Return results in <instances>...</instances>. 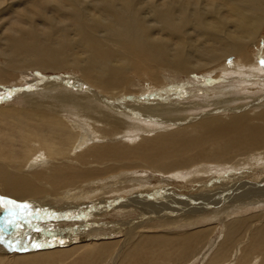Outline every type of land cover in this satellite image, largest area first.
<instances>
[{"label":"bare ground","instance_id":"1","mask_svg":"<svg viewBox=\"0 0 264 264\" xmlns=\"http://www.w3.org/2000/svg\"><path fill=\"white\" fill-rule=\"evenodd\" d=\"M42 2V0H34V2L0 0V19L6 14H14L12 11L15 9L17 13L20 11L22 16L18 17L20 24L13 22L14 25H11L9 19L13 17L0 24V64L2 65L0 82L5 83L7 87L9 81L26 80L27 72L31 70L37 72L75 70L78 71L77 74L81 79H78V76L73 78L78 79L77 82L72 81V87L78 86L75 90L65 88L63 84L66 78L57 75L49 82H43L45 88L40 86L37 91H29L26 95L23 91L12 94L6 99L22 98L27 103H24L27 109L19 106L17 113L15 110H5L12 104H7L6 108L0 106L1 112L14 114V120H10L9 124L15 123L17 129L26 130L27 134L25 139L22 138V144L13 143L11 146L12 151L18 152L17 146H24L22 158H19L17 151L16 153L11 150L9 151L12 155L11 153L9 156L0 155L1 196L19 199L29 207L38 205L47 212L42 215L49 216V210L46 209L52 207L54 208L52 211L55 210L54 212L59 216L62 209V212L66 211L65 218L69 217L71 220L75 218L70 216H76L79 212H85L95 206L103 208L100 209V213L104 214L112 206L116 209L113 210L128 214L130 212L127 211L138 208L143 212L141 216L117 222L119 230L128 226L133 228L124 233L123 238L126 241L130 240L131 235L144 220L150 219L149 216L167 217L169 212L173 215L179 214L185 208L186 213L190 211H187L188 204H194L190 211L193 214L169 215V218L162 220V225L194 224L200 218L199 215L207 210L228 213L233 206L252 204L251 201L254 200L252 196L251 199H247L248 203H239L236 200L237 204L231 197L236 194L243 197L256 195L264 184L262 179L264 177V92L258 96V101L251 102L250 106H253L254 110L236 114L232 110L238 109L239 106L243 107L238 104V100L245 99L246 96L242 94L239 97L231 85L226 91L219 89V93L212 92L211 89L210 91L215 94L213 96L210 93L207 100L215 107L211 111L200 113L203 118L195 119L199 115H189L190 111L202 108L204 105L208 106V103L203 102L207 100L177 99L184 96H176L177 93L173 92V88L174 85L178 88L184 87L188 92H194L192 88L189 89L192 85L194 89L196 86L209 89L212 85L207 82L208 76L207 81L202 82L199 79L198 84L188 80L194 79V74L199 72H205L210 76L209 73L216 70L235 72L241 68L242 74L260 75L257 78L261 80L260 82H264V65L260 61L257 65L254 55L249 51L263 36L264 0H48L46 3L49 4L50 10ZM22 8L27 11L22 10L21 14ZM1 58L5 59L4 62ZM229 58H232L231 63L230 60L228 61ZM232 64L233 66H228ZM15 71L23 76L16 75ZM185 76L187 78L183 79L185 81L177 82L178 78ZM150 83L156 87L152 88ZM223 85L220 87L228 84ZM146 86L153 89L151 94H142L146 91ZM261 88L264 89V84ZM174 90L176 91V88ZM199 91L192 95H200ZM173 96L175 97L172 99ZM143 104L149 110V114L142 107ZM219 112L222 113L221 116L209 117ZM208 113L212 114L207 115ZM36 117L40 120L36 122L37 124L34 121ZM140 123L149 124L150 127L161 125L181 128L141 138L140 141L119 140V137L128 134L129 130ZM31 128L35 132L31 131ZM29 132L34 135L33 138H28ZM46 135L54 142L53 144H50L49 140L46 141ZM92 136L97 137V142ZM60 137L63 139L59 140ZM10 138H13V135ZM30 141L37 143H33L32 146ZM76 146L79 149H76ZM38 149H41V153H38L37 158L33 154L36 150L40 151ZM210 162L225 166L227 164L232 170L222 175L223 167L217 169L204 165ZM258 162L261 164L258 165ZM197 164L200 166L197 170L188 169ZM139 166H143L142 169L155 170L153 172H167L171 177L178 172L177 178L189 179V182L200 181L192 187H205L208 190L203 192L197 190L194 194L186 195L175 191L171 185H163L162 183L167 180L158 175L129 179L125 172L135 171ZM118 170H123V176L115 175ZM184 170L189 173L184 174ZM215 172L220 174L216 175ZM104 176L112 183H115L114 178L117 179L120 185L126 181L131 183L136 181L140 186H145L144 182L150 186L140 189L142 192L130 191L132 189H126V186L121 188L115 186L110 192L124 195H117L109 201L108 195H105L107 191L102 192L101 189L107 186L105 185L104 188L101 181L102 187L99 192L102 193L101 195L96 191L92 194L94 189L80 195L82 190H89L92 178ZM245 176L262 177L259 180L260 186L252 190L245 188L252 182L241 180ZM151 180L161 182L153 185ZM98 191L100 190L97 189ZM129 192L132 193L128 195ZM76 194H79V199L74 196ZM157 197L163 200L158 205L149 201ZM86 200L91 201L88 206L86 205L87 209L82 206ZM50 201L62 204L56 207L57 205H52ZM80 203L82 205H78ZM29 215L28 211L24 216L29 218ZM1 217L2 220H9L5 216L1 215ZM62 218L65 219L63 216ZM38 219H43L42 222L47 220L44 217ZM78 223L86 225L96 222L88 218ZM58 224H67V222ZM247 224L248 217L228 223L227 228L232 229L226 237L228 241L236 234L233 230L237 231V228ZM71 226L78 229L74 224ZM202 228L196 232L187 230V233L182 236L179 234L180 236L176 238V235L168 237L167 246L163 247H159L157 243L150 246L155 239L152 235L150 238L144 235L139 237L140 241L130 243L126 251L153 249L158 251L159 257L164 260L170 259V252H175L182 258L183 249L190 247V243L198 241L205 235L207 230ZM65 230L64 228L58 231L62 234ZM23 231L27 233L25 227ZM36 232L40 235L44 234L41 228ZM6 238L3 236L0 239L1 252L11 251L29 242L18 238L23 243L15 241L12 244L9 240H5ZM112 247L114 248L112 243L101 240L88 242L68 248L65 252L44 255V262L93 264L91 259H103L102 255L113 251ZM121 250L118 254H121ZM27 253L2 254L0 264H18L23 260L22 264H38V261L35 262V258L30 255L42 254V251ZM135 253H127L128 260L135 259ZM19 256L22 258L17 259ZM148 257L152 259V256ZM143 258L147 260V256Z\"/></svg>","mask_w":264,"mask_h":264},{"label":"rangeland","instance_id":"2","mask_svg":"<svg viewBox=\"0 0 264 264\" xmlns=\"http://www.w3.org/2000/svg\"><path fill=\"white\" fill-rule=\"evenodd\" d=\"M32 1L34 2V0H32ZM42 1H43L42 4L46 5L47 9L50 10L49 4L46 3L48 0L47 1L42 0ZM30 4H34V3H30ZM38 4H40V3H38ZM30 7H27V9H29ZM34 9L36 10V8H34ZM15 10L12 11L14 13L12 15H14V16L10 15V13L6 14L5 16H3L4 18L0 19V24L2 25L4 23V21L6 22V20H8V18H12V17H13V19H9L10 24L14 25L13 22H15V23L17 22L18 23L19 20H20L19 18L22 17V16H20V13H19L20 11L17 13ZM22 10L25 11L26 9L22 8L21 9V14H22ZM48 12L50 14L52 13L51 11H48ZM51 15H54V14L52 13ZM14 17H15V19H14ZM19 24H20V22H19ZM262 31H264V28H263ZM262 33H263V36H261L260 39L257 42L254 43L253 47L249 49V51L254 55V59H255L257 65H258L259 61L261 62V60L264 59V54H263L264 53V47H263L264 46V32H262ZM1 59L4 62L5 59H3V58H1ZM229 60H230V63H231L232 62V58H229L228 61ZM235 60H237V58H235ZM1 66L2 65L0 64V67ZM228 66L229 67L233 66V64L232 65H228ZM232 69H234V67ZM241 69H239V70H237L235 72L232 71L234 76L232 75V72L229 71V70L226 71V72L225 71L221 72L220 70H216L213 73H209L210 76L205 74V72H202V73L199 72V73L194 74L195 75V76L193 75L194 79L192 78V79H189L188 81H190L191 83H192V81H195L194 83L198 84V83H200L199 79H201L200 81H202V82L203 81H207L206 77L208 76L209 79H208L207 82L210 85H212V87H213V88L211 87L209 89L202 87L203 89H201V87L198 86L199 89H200V91H199L198 87L196 85L195 86L197 88L195 87V89L193 88L194 87L193 85L190 86L189 89L192 88L194 90V92L197 93L199 91L200 95L197 94L198 96L197 95L193 96L192 95V94H194L193 91L192 92H188L187 90H185L186 88H184V87H181L182 88V90H181V88H178V86H175V85H174V88H173V92L177 93L176 96H184V97H180V98H177V99L184 100L183 98H185V99L188 98V101H194V100L195 101L196 100L197 101H199V100L203 101L204 99L205 100L208 99V96H210V93L214 96L215 93L213 94L212 92L219 93L222 89H225V91H226V89H228V86L231 85L232 88L235 90V92L237 93V95L239 97H241L242 94H244V96H246L245 99L243 98V99L238 100V104L242 105L243 107L239 106L238 109L237 108L235 110L233 109L232 112H234L236 114L242 113L243 111L244 112L245 111L249 112L250 110H254L255 109L253 106H250L251 102L253 103L256 100L258 101V99H257L258 96L261 95L264 92V89L261 88L262 85L264 84V82H260L261 80H259V78H257L260 75H252V76L250 75V76H248V75H246V73H243L244 74L243 75L242 72L240 71ZM16 72L17 71H15L16 75L23 76L19 72L18 73H16ZM77 73H78V71H75V70H72L70 72H67V71L52 72V71H44V70H39L37 72V71L31 70V71L27 72V77L25 78L26 80H21L19 82H16V81L10 82L9 81V83L7 84V87H6L5 83L0 82V97H3V99H0V104H1L0 106L6 108L5 106H7V104H12L11 107L6 108L5 110H15L16 113L19 110L18 109L19 106H20L19 108L27 109V105H25L27 103H25L22 100V98L18 99L16 97H14V98H11V100L10 99H6V98L10 97L12 94L20 93L22 91H23V93L25 95L29 91L35 92V91H37L38 87H40V86L45 88L43 82L44 83L45 82H49L51 80V78H55V76H57V75L66 78L65 81H64L65 84H63V86H65V88L67 87L68 89L75 90L78 86L72 87V81L74 80L75 82H77L78 79H81V76L79 77ZM228 73H229V75H228ZM230 73H231V75H230ZM236 74H237V77H236ZM222 75H224V76H222ZM230 76H232V77H230ZM253 76H256V77L254 78ZM73 78H78V79H73ZM231 78H232V80L230 81ZM178 79L179 80L177 82L181 83L182 82L181 80L187 79V78L185 76V77H180ZM223 79L226 80V81H224ZM183 81H185V80H183ZM22 82H23V84H22ZM171 83L175 84L176 82H171ZM223 84H228V85L225 86V87H220V85L222 86ZM2 85H5V86H2ZM150 85L152 86V88L156 87V86L152 85L151 83H150ZM10 86H13V87H10ZM68 86H70V87H68ZM147 86H148V84H147ZM147 86L145 88L146 91L144 93H142V94H149V93L151 94L152 93L153 89H149V87L147 88ZM218 86L220 88H218ZM235 86L237 88H235ZM30 87H33V89H31ZM175 88H176V91L174 90ZM259 88H261V89H259ZM196 89H197V91H196ZM219 89H220V91H218ZM202 90L204 91V93H203ZM184 91H186V92H184ZM53 92H55V91L53 90ZM179 92L182 95L178 94ZM107 97L110 98L109 96H107ZM174 97L175 96H173L172 99ZM212 98H210V99H212ZM224 98H225V96H224ZM8 100H10V101H8ZM147 100H149L148 97H147ZM203 102L206 103V104L208 103L207 104L208 106L204 105V107H202V108H197L195 110H192V111H190L189 115L196 116V115H199L200 113H203L205 111H208V110L211 111V109L215 107L214 105H210V101L208 102V100L207 101H203ZM260 102H263V101H260ZM23 105H25V106H23ZM246 106H248V107H246ZM142 107L144 108V110L148 114L150 113L149 110L146 108L145 104H143ZM240 107H241V109H240ZM257 108H261V107H257ZM32 112H36V111L32 110ZM209 114H212V113H208L207 115H209ZM218 115L221 116L222 113L221 112H219L218 114L214 113L212 115H209V117L218 116ZM13 117H14V114H12L10 112H1V110H0V138H2V139H0L1 140L0 141L1 142L0 143V147H1L0 148V155H2V156H9V154L11 153L9 150L12 151V147L11 146L13 145V143H21L22 138L24 137V139H25L27 137L26 136L27 135L26 134V130L24 131L23 129H17L16 128L17 125L15 123H10L9 124L10 120H14ZM16 117H18L20 119V117L17 116V114H16ZM201 117L203 118V115H199V116L195 117V119L201 118ZM204 118H207V117H204ZM195 119H193V120H195ZM34 121H35V123L36 122H40L39 117L34 118ZM5 122H7V123L5 124ZM8 124H9V127H8ZM5 125H6V127H5ZM40 127H42V126H40ZM177 128L180 129L181 127L180 126H173L171 128H168V127H162L161 125L155 126V127H150L149 124H141L140 123L139 125L134 126L131 130H129L128 134L122 135L121 137H119V140H123V139L139 140L141 138L151 137V136H153L155 134L171 132V131H173V130H175ZM10 129L13 130V131L11 132ZM23 131H24V133H23ZM31 131L35 132L33 128H31ZM28 134H30V135H28V138H33V136H34L33 134H31L30 132ZM12 135H13V138H10V137H12ZM15 135H16V137H15ZM46 136H47L46 141L49 140L50 144H53L54 142L50 139V137L48 135H46ZM92 137L97 142V137L96 136H92ZM8 139H10V140H8ZM60 139H63V138L60 137L59 140ZM2 140H4V141H2ZM116 141H118V140H116ZM35 142L36 141H33V142L30 141V145L33 146V143L34 144L37 143V142L36 143ZM24 144L25 143H23V145ZM55 144H58V143H55ZM17 148L19 149V152L17 150H14V151L15 152L17 151L18 155H19V158H22V149L24 148V146L23 147L17 146ZM1 149H4V150H1ZM76 149H79V147L76 146ZM38 150H40V151L36 150V152L33 154L34 157L39 156L38 155L39 152L41 153V149H38ZM14 151H12V152H14ZM4 154H6V155H4ZM10 155H12V153ZM234 160L237 161V159H234ZM260 164H261V162H258V165H260ZM204 165H209L210 167L212 166V167L217 168V169H222V167H223L224 171H223V169H222V172L220 171L222 175L227 174V173H229V171L232 170V167L227 165V164L225 166V164H215V163L210 162V164L204 163ZM142 167L143 166H139L138 168H136L135 171H138V172H135L133 170V171H130V172L126 171L125 173H127L128 178L130 177L129 179H131V178L132 179H138L139 176H145L146 177L147 175L148 176L149 175L150 176L151 175H158L159 177H163L164 179L167 180L166 182L162 183L163 185H171V186H173V189L175 191L177 190L181 194H186V195L187 194H194L195 192H197V190L201 191V192L208 190V188H205V187H192V186L197 185L198 183H200V181H198V182H189V179L177 178L176 174L178 172L175 173V176L171 177V174H168L167 172H163V171H161V172H153L155 170L142 169ZM199 167H200L199 164H197V166L194 165L193 168L191 167V168H188V169L192 171V170H197ZM225 170H226V172H225ZM220 172L219 173L215 172V174L218 175V174H220ZM134 173H137V174H134ZM183 173L184 174H188L189 172L184 170ZM123 174H124L123 170H120V171L118 170L115 173L116 176H118V175L123 176ZM261 178L262 177L259 178V176H245V177L241 178V180L248 181V182L252 181L251 184H249V185L247 184L248 187L245 184L246 185L245 188H248V189L252 190L253 188L255 189V188H258L260 186L261 182L259 180H261ZM99 179H100V181H99ZM204 179H208V178H204ZM262 179H264V177ZM147 180H149V179H147ZM101 181H102V184H103L104 188L107 186L105 189L101 188L102 187ZM114 181H115V183H112L110 180H107L106 176L92 178L91 179V187L89 188V190L88 191L86 189L82 190L80 192V195L87 194V193H89V191H92L93 189H94V192H92V194H94L95 191H96V193L101 195L102 193H99V192H101V189H102V192L107 191V193H105V195H108L107 196L108 200L109 199L111 200V198L114 199L113 197H115L117 195L118 196L124 195L123 193L122 194H117L119 192L111 193L110 190L113 189L115 186H116V188H121L123 186H126V189H132L130 191H138V192H142V191H140V189H142L143 187L150 186L149 184H147V182L143 183V184H145V186H143V185L140 186L136 181H135L136 184H135L134 181H132V183L130 181L129 182L126 181V183H122L121 185H120V181H117V179L114 178ZM151 181H152L153 185H158L161 182L159 180H151ZM106 182H108V183H106ZM94 184L95 185L97 184V185L95 186ZM137 185H139V186H137ZM129 186H131V187L134 186V187H132V188L130 187L129 188ZM250 187H252V188H250ZM95 188H97L100 191L97 192V189L95 190ZM263 189H264V184L261 185L259 193H257L256 195H247V196L243 197L240 194H236L235 196L231 197V199L233 198L232 201H234V203L237 204V202H239V203H248L247 199H251V196H252L254 198V200H253L254 202L251 201L252 204H247L248 206L247 205H240L239 207L238 206H233V207L230 208V211L228 210V213H220V212L215 211V210H213V211L212 210H207L205 212H202L201 215H199L200 218L194 224L184 223V224H174V225H171V226L168 225V224L167 225H162V220H164L166 218H169V215H173L171 212H169V214L166 215L167 217H165V216L164 217L149 216L150 219L144 220L145 222L143 221V224H141V225H139V227H137V230H135V232L132 234L134 237L131 235V237H133V239L130 237L129 241L128 240L126 241V239L123 238V237H124V233H126L128 230H133V228H130L132 226H128V228L126 227V228H124L122 230H119V228H118L119 223H117V222L122 220V219L128 220V218H136L138 216H141L143 214V212H141V210L138 209V208L137 209L133 208V209H131L132 211H127V212H130L128 214L126 212H121L120 213L118 211H115L116 210L115 206H112V207H109L108 210H106L105 214H104V213H100V211H101L100 209H103V208H100V206H95V207H92L91 209L88 208V210H86L85 212H79V214L76 215V216H70V218H75V219L71 220V219H69V217L65 218L66 214L64 212H66V211L62 212V209H60L61 213L59 212V216H58L56 214V212H54L55 210L52 211L54 209L52 207L46 209V210H49V216H47V215H42V213L46 212L45 209H41L42 207H40L38 205L37 206L32 205V207H33L32 208L31 205H30V207L28 208V211L30 213L29 218L24 216V215L27 214L28 211L27 212L26 211H22V213H21L22 215H18V218H17L16 215H10L8 211H6V214H5V210H7L6 207L0 206V216L2 215V216H5L7 219L9 218V219H12V220L16 221V224L13 225V224L8 223L7 220H2V217L0 218V231H2V232H0V239L3 236L7 237L8 239L6 238L5 240H9L12 244L15 243V241L17 243H21L22 244L23 243L22 240H19L18 238L24 239L25 242L29 241L28 243H26L27 245H21L20 247L17 246L14 249H12L11 251L8 250L10 252H8V251L1 252L2 251V248H1L0 249V257L2 256V254H6V255L7 254H9V255L10 254H22V253L26 254V252H28L27 254H29L30 252L31 253H33V252L37 253V252H41L42 251V254L39 253L41 255L36 254V255H30V256H32V258H35V260H36L35 262L38 261V264H46L44 262V255L55 254L56 252H59V251L65 252L68 248H72L74 246H79V245H84L85 243H88V242H95V241L101 240L102 242L112 243V245L114 246V248L112 247V250L114 251V253H111L113 251L105 252L102 255L103 259L100 258L99 260L98 259L92 260L90 258L91 262L93 264H225V263L226 264H255L257 262H259V264H261L264 261V253L262 252V251H264V234H263L264 233V221H263L264 220V198H262V197H264L263 196V193H264ZM131 193L132 192H129L127 194L129 195ZM249 194H251V193H249ZM72 196H73V194H72ZM74 196H77L76 198L79 199L78 198L79 194H76ZM92 196L90 198H92ZM0 198H3L5 200H9L10 199V200H13V201L17 202L18 204H27L25 202L24 203L20 202L19 199H12L11 197H7V196H1L0 195ZM239 199H240V201H238ZM236 200H237V202H236ZM149 201L152 202V203L155 202V204L158 205V203L160 201H163V200L157 197V198L149 199ZM50 202H52V201H50ZM90 202H91L90 200H86L84 202L86 204L83 203V205H82L80 203L78 205H82L84 208H86L88 206L87 204H90ZM52 203L51 204L54 205V206L57 205L56 207H59L62 204V203L60 204L57 201L56 202L53 201ZM188 205H190V208L187 211H189V210L191 211L192 210L191 207L194 204H188ZM245 206H247V207H245ZM35 207H39V208H35ZM236 207H238V208H236ZM113 208L115 210H113ZM125 209L126 208H124V211H125ZM127 209H129V208H127ZM56 210H58V209H56ZM155 210H158V209H155ZM68 211H67V213H68ZM190 211L186 212V213H185V211H182L179 214H174L173 216L189 215L190 213H192ZM102 212H104V211H102ZM62 216L65 219H63ZM40 217L46 218L47 220H45V221L46 222L49 221V222H47V223L46 222H42L41 220H43V219H38ZM246 217H248V224L243 226V227H241V228L240 227L237 228V231H236V229L233 230V232H235L236 234L232 236V239L230 241H228V239L226 237H227V235L230 232H232V229L227 228V224L228 223H232V221L234 222V220H238L240 218H246ZM88 218H90L92 221H94L96 223H94V224L93 223H91V224L87 223L86 225H84L83 223H78L79 221L84 220V219H88ZM194 218H196V217H194ZM20 220L22 222H20ZM54 222H58V223L67 222V224H58V223H54ZM259 223H260V225H259ZM53 224H55V225H53ZM73 224L77 226V228H78L77 230L74 229L71 226ZM16 225H18V226H16ZM78 225H80L81 227L80 226L78 227ZM87 225H89V226H87ZM67 226H71V227L67 228ZM24 227L26 228L27 233H25L23 231ZM63 227L66 230L62 234L67 233V234H65L66 236L62 235L58 231V230L64 229ZM202 227H204V229H206L207 232L198 241H193L192 243H190V247L183 249L182 258L179 257V255L176 254L175 252H170V259L164 260L163 258L159 257V252L156 251V250H153V249H150V250L148 249L147 251H145V250L126 251V249H128V247H129L130 243L133 242V244H134L137 241H140L139 237L144 236V235L148 236L149 238L152 235L153 239H155V240H152V244H150V246H152L153 243L154 244L157 243V244L160 245L159 247H163V246H167L166 245V240L168 239V237L176 235L175 236V238H176L177 236L184 235L188 231L191 232L193 230L194 232H196L199 229H203ZM36 228H38V229H36ZM40 228L42 230H44V234L40 235L39 232H36V230H39ZM50 229L57 230V231L51 232V231H49ZM227 229H229V230H227ZM222 231H223V233H222ZM84 232H86V233H84ZM168 232H169V234H168ZM177 233H178V235H177ZM26 234H28V235H26ZM19 235H21V236H19ZM35 235H37V236H35ZM248 235H249V237H248ZM9 236H10V238H9ZM63 236H65V237H63ZM137 236H138V238H137ZM11 239H13V240H11ZM92 239L93 240L96 239V240L93 241ZM18 240H19V242H18ZM34 245H40V247H34ZM120 249H122L121 250V254L120 253L118 254V251ZM129 252L130 253L136 252L135 253L136 258L128 260L129 257L127 256V253H129ZM115 253H116V255H114ZM171 254H172V256H171ZM40 256H41V258H40ZM145 256H147V260H145L143 258ZM148 256H150V257L152 256V259H149ZM20 258H22V257L21 256L17 257V259H20ZM144 260L146 261V263H145ZM23 262H24V260L21 261L18 264H22ZM4 264H6V263H4Z\"/></svg>","mask_w":264,"mask_h":264},{"label":"snow or ice","instance_id":"3","mask_svg":"<svg viewBox=\"0 0 264 264\" xmlns=\"http://www.w3.org/2000/svg\"><path fill=\"white\" fill-rule=\"evenodd\" d=\"M261 64L264 65V59L261 60ZM0 99H3V97H0ZM0 206L6 207L10 215L16 216L20 215L22 211H26L29 207L27 204H18L13 200H5L3 198H0ZM7 222L13 225L16 224V221L12 219L7 220ZM34 247H40V245H34Z\"/></svg>","mask_w":264,"mask_h":264},{"label":"crops","instance_id":"4","mask_svg":"<svg viewBox=\"0 0 264 264\" xmlns=\"http://www.w3.org/2000/svg\"><path fill=\"white\" fill-rule=\"evenodd\" d=\"M263 234H264V233H263ZM263 253H264V252H263ZM260 261H261V260H260ZM263 262H264V261H263ZM263 262H262V263H263ZM262 263H261V264H262ZM255 264H259V262H258V263H255Z\"/></svg>","mask_w":264,"mask_h":264},{"label":"flooded vegetation","instance_id":"5","mask_svg":"<svg viewBox=\"0 0 264 264\" xmlns=\"http://www.w3.org/2000/svg\"><path fill=\"white\" fill-rule=\"evenodd\" d=\"M189 208H190V205H189ZM181 211H186V209L185 210H181Z\"/></svg>","mask_w":264,"mask_h":264}]
</instances>
